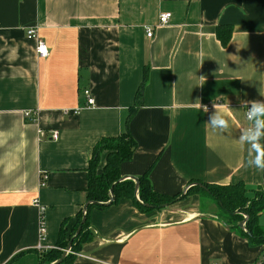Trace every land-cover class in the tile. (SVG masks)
<instances>
[{
  "label": "crops",
  "instance_id": "1",
  "mask_svg": "<svg viewBox=\"0 0 264 264\" xmlns=\"http://www.w3.org/2000/svg\"><path fill=\"white\" fill-rule=\"evenodd\" d=\"M161 12L172 13L169 24L158 23ZM219 30H231L226 45ZM262 95L264 0H0V264H39L64 223L70 239L95 146L127 131L133 107L137 148L122 176L149 171L154 190L168 195L200 181L264 191V171L247 166L238 142L243 102ZM213 102L232 107L227 132L206 123ZM220 210L200 194L148 212L125 197L93 207L92 239L74 264H256L264 242ZM259 226L264 232V212Z\"/></svg>",
  "mask_w": 264,
  "mask_h": 264
},
{
  "label": "trees",
  "instance_id": "2",
  "mask_svg": "<svg viewBox=\"0 0 264 264\" xmlns=\"http://www.w3.org/2000/svg\"><path fill=\"white\" fill-rule=\"evenodd\" d=\"M230 34L222 36L219 30V37L222 39V43L226 45L231 37ZM148 78V70L145 72V81ZM143 86L139 89L136 100L140 103L143 99ZM136 112V107L131 109V112L127 119V131L115 136L103 138L95 146L93 159L91 160L89 167V187L87 190V201L94 203L89 204L86 211V221L82 225V229L79 234L74 238L72 244L71 253H69L62 263L60 264H74L75 253L80 251L83 244L89 242L91 237L89 215L90 210L93 207L103 208L108 205L116 204L122 198L131 199L137 208L143 212L151 210H161L163 205L172 204L186 199L192 194H200L202 196H208L212 198L219 208L230 218V221L239 225V222L244 220L245 215L248 216L246 223L245 235L254 242H264V232L261 231L259 226L260 215L264 212V191H255L254 196H249V189L244 183L229 184V185H218L204 183L208 189H204L201 186H191L185 194L183 192L168 195L159 193L154 190L150 177L149 171L138 177L140 181L138 196L136 197L135 192V181L132 179L120 180L122 178L120 167L123 162L130 161L133 158L135 150L137 148V141L132 136L129 124ZM103 152H108L106 158V164L101 173L97 172V166L100 162L101 155ZM191 182L189 184H192ZM113 187V195L115 199L110 204H105L111 199V188ZM146 204L154 207L146 206ZM84 213L83 209L79 212L77 218V225L74 229L70 239H66L65 223L61 227L59 240L57 247L49 249L47 251L40 252L39 264L52 263L61 258L64 249L67 247L69 241L75 235L78 227L80 226Z\"/></svg>",
  "mask_w": 264,
  "mask_h": 264
},
{
  "label": "clouds",
  "instance_id": "3",
  "mask_svg": "<svg viewBox=\"0 0 264 264\" xmlns=\"http://www.w3.org/2000/svg\"><path fill=\"white\" fill-rule=\"evenodd\" d=\"M200 78L202 81L205 79L204 76ZM243 104L247 108L248 124L240 129L238 142L241 146H247V166L264 171V100H251L243 102ZM196 106L202 107L201 103ZM212 109L206 123L215 130L227 132L236 119L232 107L229 103L213 102ZM203 110L205 113L209 112L207 106H203Z\"/></svg>",
  "mask_w": 264,
  "mask_h": 264
},
{
  "label": "built area",
  "instance_id": "4",
  "mask_svg": "<svg viewBox=\"0 0 264 264\" xmlns=\"http://www.w3.org/2000/svg\"><path fill=\"white\" fill-rule=\"evenodd\" d=\"M172 19V13L171 12H161L159 14V17H158V23L160 25H167L170 23ZM147 34L148 36H152L153 35V29L151 27H149L147 29ZM28 37L29 38H35L37 37V33L34 29L32 30H29L28 31ZM37 52L39 53V55H41L42 57H46L49 55V47L46 45L45 42H43L42 40L38 39V43H37ZM85 95L87 97V103L89 106H94L95 105V98L92 96L91 94V91L89 89H86L85 91ZM211 108V107H210ZM66 112H70V111H66ZM74 114H77L78 113V110H74L73 111ZM25 116L32 122H36L37 121V112H30V111H27L25 113ZM54 138H58V134L55 133L54 134ZM44 207H41V210L44 211ZM45 223H44V218L42 219V222H41V237L44 236V233H45ZM39 250H42V247L39 246ZM256 264H264V253L262 255V257L259 259V261L256 263Z\"/></svg>",
  "mask_w": 264,
  "mask_h": 264
},
{
  "label": "water",
  "instance_id": "5",
  "mask_svg": "<svg viewBox=\"0 0 264 264\" xmlns=\"http://www.w3.org/2000/svg\"><path fill=\"white\" fill-rule=\"evenodd\" d=\"M126 179H132V180L135 181V183H136V185H135L136 197L139 199L138 191H139L140 181H139L138 177H135V176H122V178H121L120 180L122 181V180H126ZM194 185H198V186H201V187L204 188V189H208V188L206 187L205 184H203V183H201V182H194V183H192V184H189V185L186 187V189L183 191V194H185V193L187 192V190H188L191 186H194ZM114 199H115V197H114V195H113V187H112V188H111V199H110L109 202H107V203H105V204H110ZM92 203H94V202H92V201H87V202L85 203V205H84V207H83V213H84V216H83L82 222H81L80 226L78 227V229H77L75 235L72 237V239L69 241L67 247L64 249L61 258H59L58 260H56V261H54V262H52V263H47V264H60V263H62V261L64 260V258H65V257L71 252V250H72L73 240H74V238L79 234V232L81 231V229H82V225H83V224L85 223V221H86V215H85V214H86L87 208H88L89 204H92ZM146 206L154 207V206L149 205V204H146ZM167 206H168L167 204H164V205H163L164 208L167 207ZM247 221H248V216L245 215L244 220H242L241 222H239V226H240L242 229H244L245 231H247V230H246V223H247Z\"/></svg>",
  "mask_w": 264,
  "mask_h": 264
},
{
  "label": "rangeland",
  "instance_id": "6",
  "mask_svg": "<svg viewBox=\"0 0 264 264\" xmlns=\"http://www.w3.org/2000/svg\"><path fill=\"white\" fill-rule=\"evenodd\" d=\"M207 197V196H206ZM208 208V207H207ZM220 211H222V210H220ZM222 213H223V211H222Z\"/></svg>",
  "mask_w": 264,
  "mask_h": 264
}]
</instances>
